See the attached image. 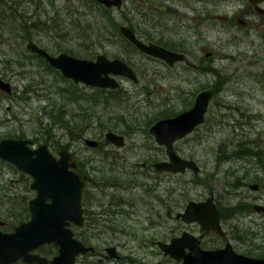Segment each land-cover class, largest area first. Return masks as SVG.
<instances>
[{"label": "rangeland", "instance_id": "374dc122", "mask_svg": "<svg viewBox=\"0 0 264 264\" xmlns=\"http://www.w3.org/2000/svg\"><path fill=\"white\" fill-rule=\"evenodd\" d=\"M63 1L55 0L53 7L51 5L52 1L44 0L42 4L45 7L42 5L36 9L35 4L33 2L31 4L32 10L34 9L36 11L35 20L38 22L40 28V30H37V34L44 41H48L51 44L62 41L57 36V33L61 32V28L56 26L57 30H54L48 23L42 25L46 16V14L43 15V12L46 9L47 13L49 11V14L52 15V11H55L56 5L63 7ZM76 1L67 0L69 4ZM124 1V8H132L135 9L133 11L137 12L138 18L134 21V26H136V30L145 41H154L163 44V42H158L157 40L161 41L163 39L162 37H164L165 39H171L177 44H185L187 40L188 43H186V46H191V52H185L189 60L198 64L200 67L201 65H209L216 70H202L199 67L197 70L188 69L187 74L184 70V66H186L184 62L177 64V67L168 69L167 64L159 58L151 55H136L135 61L139 69H134L137 71L139 81L134 82L126 77L118 78L121 81V88L124 95L123 100L126 101L121 100L122 103L117 105L113 102V108L103 109L99 113L104 119H109V116L115 112L119 114L126 113L134 115L139 120H145L144 122H146L151 119L153 114H159L162 109L167 107H170V109H166L169 115H161L158 118H154L147 126L143 123L140 127L134 129V131H130L126 137V146L131 142H137L139 145L142 142L154 144L153 141L155 139L150 133L149 128L157 119L171 116L175 111L179 113L190 108L194 104L195 97L200 90L205 88L213 90V88H216V92L213 94L208 108V114H216L219 112L217 119L221 117L220 114H233L232 119H234V124L236 122L235 119H252L248 117L259 113L261 115V122L258 127L237 125L233 128L232 126L225 125L223 122H216L218 125H222L220 130L215 129V131H211L203 127L201 130L178 140L176 143L177 148L186 149L190 145L200 147L197 150H202L211 159V162L209 161L207 164L208 167L214 164V159L218 154L214 151V146L219 144V146L225 148V146L221 145V142H239L241 141L242 134H244V138L252 140L251 145L254 147L259 146L264 148V82H262L263 79L261 81L256 79L257 74H261L264 71V23L260 22L259 19L254 22H249L250 24L248 23V25L241 21L243 19L246 20L248 8L250 7L249 1ZM160 2L165 4V8H160ZM61 27H63L62 24ZM148 30L152 31V34L155 35L153 38H156V40L149 36ZM32 31H36V29L32 28ZM33 40L36 41V39ZM27 42L26 39L20 44L17 41L15 42L14 47H18L21 50L14 57H11L12 51L3 53V51L9 48L10 44L5 42L0 47V68L3 65V59L8 57L13 61L14 75L11 74L10 80L16 91L13 97L0 95V108L4 110L10 104L15 114L20 118L21 129L23 131L25 130L26 134L30 135L32 139L34 136H39L43 142V139L48 136L51 141H53V138L60 140L61 145L69 142L70 147L68 150L71 152H79V155L81 153H93L92 148L84 143L82 137L81 140H73L65 128L55 123L53 127L49 124L51 121L46 111L52 109V102H56L57 107L63 105L64 99L57 93V87L67 86L68 82L61 76H56L46 71L44 64L37 58H32L31 63L28 57V54L31 55V51L26 47ZM106 43L108 49L111 50L110 53H107L110 57H117L113 53L115 51H125L122 39L116 34L110 35ZM22 50H25V55L21 52ZM51 52L59 53L58 51ZM208 52H211V54L207 55ZM17 61H24V66H20ZM219 75L221 76L220 79ZM30 80L34 82L40 81V84L34 85L35 89L29 88L27 90L26 100L18 97ZM218 81H220L219 85ZM76 84H79L86 92H92L93 88H95L92 86L86 87L82 82ZM145 86H149V92ZM72 107L76 109L77 104L68 105V108ZM97 109H101V107H96ZM147 113H149V116L146 118ZM143 115L145 116L142 117ZM256 119L258 118L252 119V122ZM252 122L250 123L252 124ZM214 124L212 122V125ZM97 134L94 135L89 132L86 135L100 141L105 140L104 134L101 135L102 132L101 134L97 132ZM198 141L199 143H197ZM34 144L35 146L39 145L37 142ZM50 148L56 155H58L60 149H63V147H59L58 149ZM137 149L139 150V148ZM130 156L132 158L137 157L135 155ZM210 172L211 168H209V173L206 174L207 177L203 175L205 182L214 184L217 187L221 186V182L223 181L222 176L208 177ZM188 176L177 175L176 180L181 184H185L190 179ZM7 177L5 176L4 179L2 178L0 180V219L8 222L6 228H3L4 230H12V226L28 219L29 213H25L24 205L15 196L17 193H14L11 198L10 195L14 191V186L12 182L7 180ZM30 178L32 181V177L29 175L21 178L22 185L25 183L28 188ZM26 195L28 193H25ZM30 195H35L34 190L31 189ZM122 217L120 216V218ZM126 217H123V222L126 221V226L121 231L117 230L118 232L103 229L94 230L96 234H93L91 233V229H89L88 234H92L91 244H96L98 245V249H103V247H110V245L119 243L118 252L124 256V260L120 264H132L137 258V261L142 259L148 264H172V260L170 261L165 257L162 250L153 241L167 239L168 236L166 233L173 223L165 221V223L153 228L152 226H148L146 220H144L142 225L133 223L131 226L133 221H138L139 216L134 214L133 216H128V218ZM82 231L83 229L80 230V232ZM82 238L84 239L83 233ZM109 238H114V240H110ZM258 238L261 240H257L261 242L259 246L264 247V228L262 229L261 236ZM92 261L93 257L91 254H88L80 259L79 264H92ZM110 262V264L116 263L115 260H111Z\"/></svg>", "mask_w": 264, "mask_h": 264}, {"label": "flooded vegetation", "instance_id": "af4514ba", "mask_svg": "<svg viewBox=\"0 0 264 264\" xmlns=\"http://www.w3.org/2000/svg\"><path fill=\"white\" fill-rule=\"evenodd\" d=\"M32 2V0H0V47L5 42L10 44L9 48L3 51V53L15 51L18 49V47H14L15 42L17 41L20 44L24 40L23 35L25 37L30 36L28 32L30 28L27 27L26 21L34 13L31 8ZM124 3L125 1L123 0ZM260 6L264 8V0L260 3ZM110 7L114 9L121 8L116 6ZM46 11L44 9L45 13ZM16 16H18L19 20ZM22 18L25 20L23 24L20 21ZM257 19L264 23V11H258L250 3L246 20L243 19L241 21L248 25L249 22H254ZM26 40L30 41L32 39ZM7 58L2 61L0 80L5 81L8 86L2 84L4 87H1L0 85V95L13 97L16 91L10 78L11 74L14 75V65L13 61ZM162 61L167 64L164 60ZM181 62H184L190 69L197 70L200 67L196 63L195 66H192L185 61H178L172 66L167 64V67L168 69L177 67V64ZM184 70L187 73V68H184ZM117 78L125 77L117 75ZM263 78L264 71L261 74H257V80L261 81ZM85 85L86 87H90V85ZM104 89L108 91V89L115 88ZM25 90L26 88L21 91L18 97L26 100L27 92ZM2 110L0 108V141L6 138H31L30 135L26 134L25 130L21 129L20 118L15 114L10 104ZM207 112L205 114V121L197 125L191 133H195L203 127L211 131H215V129L220 130L222 125H218L216 122H223L225 125L232 126L233 128L237 125L258 127L261 122V115L259 113L253 115L254 117H248L252 119L258 118L253 120V122L252 119L245 118L240 120L235 119L236 122L233 124V114H220V119H217L219 112L216 114H208ZM123 118L129 121L139 120L138 117L131 114H119L117 112L111 114L109 119L106 120L114 123L115 126L106 129L104 138L105 133L112 130L123 134L125 136V143L117 144L113 141H107L105 138L103 141L97 139L98 144L96 146H89L85 142V137L89 136L85 134L82 140L87 146L92 148L93 153H81L79 155V152H71L69 150L76 163L74 169L84 181L82 199L84 221L82 224L71 223L70 227L73 229L76 238L81 240L85 245H91L94 248L91 251L77 255L74 264H79L80 259L88 254H91L93 257L92 264H110L111 260H115V264L122 263L124 256L118 252L119 243L110 245V247H115V255H111L108 249L109 246L98 249V245L91 244L92 234L88 233L89 229H91V233L93 234H96L94 230L103 229H110L113 232H118L117 230L121 231L126 226V221L123 222V217L127 216L126 218H128V216L130 217L134 214L139 216V218L138 221H133L131 226L133 223L142 225L144 220H146L148 226H152L153 228L165 223V221L173 223L166 233L167 239L153 241L159 249H161L157 244L159 240L171 242L176 237L183 235L184 232H188L192 235L187 236L189 242H194L197 239L201 248L205 250L226 249L246 256L264 257V247L259 246L261 242H258L261 241L258 237L261 236L262 229L264 228V148L259 146L254 147L251 145L252 140L244 138V134H242L241 141L239 142H221V145L225 146V148L219 146V144L214 146L213 149L218 154L214 159V164L208 167L207 164L211 159L202 150H197L200 147L190 145L186 149H179L176 145L177 140L174 142L175 152L183 158L195 160L199 166V170L194 171L189 167L184 171L178 172L166 168L160 169L156 166L157 163L160 161H170L166 144L158 142L152 135L155 139L154 141L152 140L155 145L148 142H142L140 145L137 142H131L126 146L128 132L123 129L124 126L121 124ZM212 122L215 123V126L212 125ZM138 127L140 126H135L134 129ZM242 139L245 140L242 141ZM130 155L137 157L132 158ZM209 168H211V172L208 177L222 176L223 181L221 182V186L217 187L214 184L205 182L203 175L207 177L206 174L209 173ZM26 175L32 177L30 174L17 168L12 162L0 158V180L8 176L7 180L13 183V193H17L19 200L22 198V192L28 193L27 207L30 218L29 201L33 197L30 195L32 181L30 178L28 188L25 183L22 185L20 181ZM177 175H189L190 179L185 184H181L176 180ZM3 189L7 190L6 188ZM191 191L193 192L190 193ZM191 201L203 203L201 209L205 211L206 224L198 220L186 221L182 216L178 215L186 209ZM120 216L123 217L120 218ZM23 221H20L18 224ZM7 223V221L0 219V229L2 231H13L18 225L12 226V230H4L3 228H6ZM81 229H83L82 232H80ZM82 233L84 239L82 238ZM109 239L114 240V238ZM184 248L185 252L190 251L189 246H185ZM59 249L60 246L57 243L50 242L41 245L33 252L46 260L43 264H48L47 260L53 259L59 253ZM261 250L263 251L261 252ZM162 252L165 257L170 261L172 260V264L181 263L182 259H177L172 254H165L163 250ZM137 259L135 261L132 260V264H148L145 263V260L141 259L137 261ZM10 264L41 263L38 261L27 263L22 259H18Z\"/></svg>", "mask_w": 264, "mask_h": 264}, {"label": "water", "instance_id": "95a60500", "mask_svg": "<svg viewBox=\"0 0 264 264\" xmlns=\"http://www.w3.org/2000/svg\"><path fill=\"white\" fill-rule=\"evenodd\" d=\"M110 7H122L123 0H98ZM254 7L263 12L260 6L263 0H248ZM121 33L134 43L141 51L161 58L168 65L185 61L195 66L185 52L170 49L154 41H145L127 24L120 25ZM33 53L43 55L49 64L60 70L63 76L75 83H84L94 87L118 88L121 82L117 75L139 81L135 69L120 57H110L105 53L95 58H84L67 52L51 53L34 40L26 45ZM211 54V52H208ZM8 86L0 80L1 87ZM6 84V85H5ZM213 98L211 89L200 90L194 104L176 115L156 120L149 128L155 139L166 144L170 161H160L156 166L160 169L184 171L187 167L194 171L199 166L193 159H186L174 150V142L191 133L195 127L205 121V114ZM107 141L117 144L125 143V136L112 130L105 133ZM89 146H96L98 140L85 137ZM0 158L12 162L20 170L32 176L31 188L35 195L29 201L31 217L18 224L13 231L0 229V264H10L18 259L27 263L46 260L33 251L45 243L55 242L60 246L59 253L48 264H74L77 255L93 250V246L85 245L74 236L71 223L82 224L84 207L82 203L84 181L74 169L76 163L68 149L59 150L56 155L47 143L35 146L31 138H6L0 141ZM202 202L191 201L178 215L186 221L198 220L205 223V211ZM188 232L176 237L171 242L159 240L157 244L165 254H172L182 259L180 264H264V257H253L226 249L205 250L196 239L189 242ZM185 246L190 247L185 252ZM111 255H115V247H108Z\"/></svg>", "mask_w": 264, "mask_h": 264}, {"label": "trees", "instance_id": "16d2710c", "mask_svg": "<svg viewBox=\"0 0 264 264\" xmlns=\"http://www.w3.org/2000/svg\"><path fill=\"white\" fill-rule=\"evenodd\" d=\"M35 4V9L37 7L42 6L44 0H32ZM52 1L51 5L54 7L55 0ZM161 1V0H159ZM54 2V3H53ZM63 7H58L56 5L55 11H52V15L43 12L45 16L44 23H48L52 29L57 30V27L61 28V32L57 33L61 42L57 41L48 43V41H44L38 34L37 30H40L38 26V22L35 20L36 11L33 9L34 13L31 15L30 19L26 21L27 27L30 28L28 31L30 36L24 37L25 39H36V42L47 50L58 51V52H67L69 54L84 57V58H95L100 53H110L111 50L106 46V40L110 35H118L122 39V44L125 48V51H115L113 52L117 57L125 60L130 66L135 69H139L138 64L135 61L136 55H144L150 56L143 53L134 43H132L128 38H126L120 31L121 24H127L131 27L139 37H141L140 33L136 30V26H134V21L138 18L137 12L133 11L135 9L124 8V4L120 9H114L108 7L98 0H77L69 4L67 0L63 1ZM160 8H165V4L160 2ZM43 7H45L43 5ZM33 17V19H32ZM18 19V16H16ZM19 20V19H18ZM22 24L25 22L24 18L20 20ZM126 22V23H123ZM61 24L63 27H61ZM41 26V25H40ZM57 26V27H56ZM23 27V26H22ZM32 28L36 29V31H32ZM149 36L153 38L155 35L152 34V31L148 30ZM163 39L157 40L158 42H163L162 45H165L174 50H180L182 52H191V47L186 46L187 40L185 44H177L173 42L171 39ZM156 40V38H153ZM23 40V41H24ZM35 41V40H34ZM124 42V43H123ZM185 45V46H184ZM21 49H16L12 51V57L18 55V51ZM25 55V50L21 51ZM20 52V54H21ZM31 55L28 54V57L32 63V58H37L40 62H42L46 68V71L56 75L61 76L66 82H68L67 86L57 87V93L60 94L64 103L61 107H57L56 102H52L53 107L50 110H47L50 117V125L53 127V124H57L60 127L65 128L68 132V135L71 139L80 140L83 135L87 133H92L97 135V132L103 135L107 128H112L115 126L114 123L107 121L103 118V116L99 113L101 110L106 108H113L114 103L119 104L122 103L124 95L122 88L108 89V91L104 88L95 87L92 92H86L83 90L79 84H76L72 79H69L62 75L59 69L51 66L47 59L38 53L30 52ZM27 55V52H26ZM20 66H24V61H17ZM186 65V64H185ZM187 68L189 66H184ZM202 70H215L213 67L211 68L209 65H201ZM216 71V70H215ZM188 74V73H187ZM42 77H44L42 75ZM221 76L219 75V79ZM40 81H29L26 85V92L29 88L35 89L34 85H37ZM264 82V78L263 81ZM40 84V83H39ZM220 81H218V85ZM264 84V83H263ZM149 86H145L147 91L149 92ZM213 94L216 92V88H213ZM122 100V101H121ZM51 103V102H50ZM166 103V102H165ZM77 104V108H68V105ZM96 107H101V109H97ZM170 109V107H167ZM167 108L161 110V112L155 113L152 115L149 121L144 122L145 120H127L123 118L122 126H124V130L126 132L134 131L135 126H141L143 123L146 126L154 119L159 116L169 115L167 112ZM77 111V112H75ZM45 112V113H46ZM177 113L176 111L173 113ZM77 115V116H76ZM143 115L142 117H144ZM149 116V113L146 114V118ZM96 124V126H94ZM145 127V126H144ZM96 130V131H93ZM245 139H242V141ZM58 141V142H57ZM34 143H47L50 147L54 149H58L59 147H63L68 149L70 147V143H66L61 145L60 140H56L53 138V141L47 136L43 139V142L40 140L39 136H34ZM250 142V141H249ZM10 195L12 198V195ZM17 197V194H15ZM29 195L25 196V193L22 194L21 203L25 207V213H29L28 211V203L27 198Z\"/></svg>", "mask_w": 264, "mask_h": 264}]
</instances>
